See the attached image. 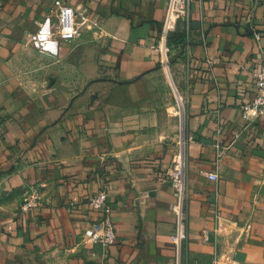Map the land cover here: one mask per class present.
<instances>
[{
	"label": "crops",
	"instance_id": "0c3cea01",
	"mask_svg": "<svg viewBox=\"0 0 264 264\" xmlns=\"http://www.w3.org/2000/svg\"><path fill=\"white\" fill-rule=\"evenodd\" d=\"M64 1L93 18L72 41L54 34L56 0H0V264H173L166 174L183 146L185 264H264V116L243 114L264 63V0H194L189 33L181 23L172 45L185 132L149 156L118 146L124 136L102 131L82 98L67 104L36 75L53 65L100 83L151 75L169 0ZM101 189L116 231L108 250L83 239L101 219L89 206ZM34 192L40 204L24 210Z\"/></svg>",
	"mask_w": 264,
	"mask_h": 264
},
{
	"label": "rangeland",
	"instance_id": "374dc122",
	"mask_svg": "<svg viewBox=\"0 0 264 264\" xmlns=\"http://www.w3.org/2000/svg\"><path fill=\"white\" fill-rule=\"evenodd\" d=\"M172 52L173 47L169 52L170 71L160 61L156 72L128 84L82 81L71 73L67 76L59 74L60 69L54 65L36 77L37 81L47 85L46 91L56 94L67 104L74 105L77 98H82L84 112L99 117L102 131L124 136L123 143L119 144L117 140L118 146L124 147L127 143V150L149 156L158 154L166 144L177 143L185 132V101L174 79ZM36 61L42 65L48 63ZM103 77L113 76L102 74ZM105 138L108 140L107 136ZM166 179L169 181L167 174Z\"/></svg>",
	"mask_w": 264,
	"mask_h": 264
},
{
	"label": "built area",
	"instance_id": "2783aa9c",
	"mask_svg": "<svg viewBox=\"0 0 264 264\" xmlns=\"http://www.w3.org/2000/svg\"><path fill=\"white\" fill-rule=\"evenodd\" d=\"M194 0H169L163 29L158 42L153 48L159 53L160 61L167 71H170L169 52L172 45L170 39L182 23L187 33L190 28L191 9ZM57 26L55 35L63 41H72L80 38L83 32L93 23L91 13L87 8H74L64 0H56ZM256 80L253 98L244 107L246 119H257L264 116V63L256 64L252 69ZM168 180L174 191L172 211L175 214L174 229L171 241L174 245L175 256L173 264H185L186 243L188 240V201L189 187L187 178V164L184 146L175 154L172 166L168 169ZM210 178L218 179L217 174H211ZM40 196L34 192L32 197L24 205V210L40 204ZM92 210L100 211L102 216L98 223L84 235V242L92 247L100 245L105 250L116 243V231L113 222V207L109 202V193L106 189L99 190L90 200Z\"/></svg>",
	"mask_w": 264,
	"mask_h": 264
},
{
	"label": "trees",
	"instance_id": "16d2710c",
	"mask_svg": "<svg viewBox=\"0 0 264 264\" xmlns=\"http://www.w3.org/2000/svg\"><path fill=\"white\" fill-rule=\"evenodd\" d=\"M186 34V33H185ZM183 37L181 36H178L177 34V31L175 33L172 34L171 36V39H170V44L173 45V44H180L181 40H182Z\"/></svg>",
	"mask_w": 264,
	"mask_h": 264
}]
</instances>
